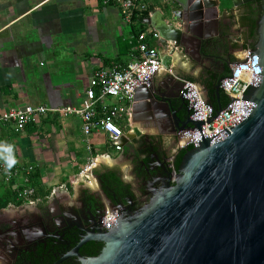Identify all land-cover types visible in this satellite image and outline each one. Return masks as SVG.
Instances as JSON below:
<instances>
[{"label": "crops", "instance_id": "1", "mask_svg": "<svg viewBox=\"0 0 264 264\" xmlns=\"http://www.w3.org/2000/svg\"><path fill=\"white\" fill-rule=\"evenodd\" d=\"M146 1L153 13L165 4L164 0ZM219 1L221 29L225 32L228 27L225 33H230L231 40L222 52L230 51L236 57L241 56L245 48L242 42L246 39L239 30L240 9L233 0ZM149 18L144 19V27L156 29ZM132 30V25L123 21L119 6L113 2L0 0V112L26 105L85 104L86 90L93 83L95 70L106 67L107 59L123 65L133 59L135 35ZM155 43L159 51L162 49L168 56L163 59V68L153 80L156 93L159 97L171 98L170 108L180 109L178 103L182 98L178 77L204 75L205 56L202 50L194 47L196 45L174 51L165 50L160 40ZM199 84L205 94L204 86ZM5 86H8V93L3 91ZM146 101L141 98L133 104L132 122L126 126V133L129 132L132 138L130 143L141 138L152 143L164 139L170 145L171 133L162 126L170 118L167 107H148ZM135 104L142 105H137L134 110ZM178 113L183 118L187 116L181 110ZM91 141L98 155V164L88 177H82L79 172L90 152L80 116L48 113L21 132L15 131L11 123L1 125L0 161H5L4 145H13L14 165L20 166V171L11 178L0 173V196L24 185L25 170L22 168L30 165L39 169L46 189L59 182L63 185L54 187L45 200L40 197L35 203L10 202L7 207L0 208V213L17 217L48 203L54 196L76 197L83 181L95 178L92 183L97 187L96 173L118 164L126 179L134 181L132 162L124 155L125 150H116L118 153L111 155L106 149L109 147L106 135L100 131L93 134ZM167 150L164 155L167 158L164 160L159 152L158 160L168 164L170 147ZM137 154L145 161L146 152L140 150Z\"/></svg>", "mask_w": 264, "mask_h": 264}, {"label": "water", "instance_id": "2", "mask_svg": "<svg viewBox=\"0 0 264 264\" xmlns=\"http://www.w3.org/2000/svg\"><path fill=\"white\" fill-rule=\"evenodd\" d=\"M164 1L148 21L165 50L201 49L203 39L220 33L219 0ZM258 24L252 51L260 58L259 79L244 93L255 105L224 140L207 138L188 149L176 173L163 165L166 172L155 174L158 183L142 207L108 205L119 209L118 223L89 238L106 245L98 256L80 255L81 264H264V5ZM203 88L208 101L221 108ZM216 89L220 92V82ZM141 98L148 107H167L171 134L203 124L189 110L179 116L181 109L170 108L171 98L159 97L154 84L137 89L135 101ZM131 140L129 132L120 139L124 148Z\"/></svg>", "mask_w": 264, "mask_h": 264}, {"label": "built area", "instance_id": "3", "mask_svg": "<svg viewBox=\"0 0 264 264\" xmlns=\"http://www.w3.org/2000/svg\"><path fill=\"white\" fill-rule=\"evenodd\" d=\"M115 3L120 8L125 23L137 24V18L151 16L153 11L146 0H105ZM161 39L158 30L148 29L139 33L134 47L133 59L127 64L112 67H100L93 73V83L86 90V103L83 105L50 106L46 104L11 107L0 112V127L11 123L14 130L21 132L30 124L40 121L48 113L61 116L78 115L82 120L83 132L87 138L90 155L79 175L88 177L98 164L91 137L96 131L105 133L109 146L118 151L123 150L121 137L126 133V126L132 122V107L137 89L143 85L151 86L155 76L163 68V57L156 45ZM260 58L251 47L243 48L242 55L237 56L231 70L220 81L221 90L228 96V102L221 108L214 107L205 96L200 84L185 77L180 81V96L187 102L189 116L201 121V127L191 126L179 130L177 138L181 150L189 146L198 147L207 138L212 143L224 140L232 129L255 105L253 100L245 97V90L259 79ZM171 169L177 172L174 161ZM34 166H25L24 185L17 187L18 198L35 203L36 188L30 185V175ZM20 171V166L10 168L5 161H0V173L11 178ZM119 209L107 208L103 216V226L110 229L118 223Z\"/></svg>", "mask_w": 264, "mask_h": 264}, {"label": "flooded vegetation", "instance_id": "4", "mask_svg": "<svg viewBox=\"0 0 264 264\" xmlns=\"http://www.w3.org/2000/svg\"><path fill=\"white\" fill-rule=\"evenodd\" d=\"M247 4L238 6L239 30L244 37L249 33V28L241 24L242 17L249 9ZM226 28L229 30L227 26ZM257 33L258 38L250 40L255 46L259 40V27ZM229 34L221 29L219 36H214L210 41L203 39L200 50L205 56L206 73L195 77L203 86L206 80L213 82L209 89L211 98L215 102L220 100L222 104L226 101V95L221 90L218 92L216 85L237 60L230 51L222 52L231 41ZM178 104L183 114L188 115L184 101L180 100ZM162 126L164 130L171 132V125ZM176 134L170 135V145L166 144L164 139L152 143L141 138L123 148L124 155L132 162L133 182L126 179L118 164L96 173V189L81 188L76 197L54 196L48 203L40 204L17 217L11 218L3 212L0 213V264H81L80 255H100L106 245L105 241L89 238L106 232L103 216L108 205L125 204L139 209L151 200L152 192L158 183L155 174L165 173L166 168L171 169V161L175 163L181 151ZM167 147H170L168 164L158 160L159 152L164 160L167 158L164 156L168 153ZM140 150L146 152L145 161L138 157ZM109 172L114 173V176L108 177Z\"/></svg>", "mask_w": 264, "mask_h": 264}, {"label": "trees", "instance_id": "5", "mask_svg": "<svg viewBox=\"0 0 264 264\" xmlns=\"http://www.w3.org/2000/svg\"><path fill=\"white\" fill-rule=\"evenodd\" d=\"M101 3H104L105 0H100ZM263 5H264V0H255L253 2H250L249 4H247V7L249 8L248 11L244 14V16L242 17V21L241 24L244 25L245 27L249 28V33L248 35L245 34V48L247 47H251V48H255L256 46L254 45V42H251L250 40L253 39H257L258 38V33H257V29L259 27L258 21L260 19L261 14L263 13ZM144 17H140L137 18V24H132V32L135 35V39L133 41L134 47L136 46L137 43V37L139 35L140 32H142L144 30V25L142 23V19ZM228 30H225V32H227ZM117 63H119L118 61H112L110 59L106 60V67H112L114 65H116ZM229 72L226 73V75ZM191 80L197 81L194 77H189ZM205 87H208L209 89L213 86V82H209L208 80H206L204 82ZM3 91L8 93V86L3 87ZM222 93H224L221 90ZM225 94V93H224ZM226 95V94H225ZM228 102V96L226 95V101L223 103V105H225ZM187 102L185 101V104ZM216 105V103H215ZM216 107H218L216 105ZM28 127V126H27ZM192 148V146H189L188 148L181 150L175 160V166L176 169H179L181 160L183 155L186 153V151L188 149ZM99 172H97L98 174ZM110 175H108V177H113L114 173L109 172ZM30 185L35 187L37 192L35 197H41L43 198V200L47 199L48 196L51 193V189H46L44 187V184L42 183L41 180V173L39 171V169L34 168V171L31 173L30 175ZM11 191V190H10ZM8 191V194H4L2 196H0V208H4L7 207L9 205L10 202H15V203H22L25 202L24 200H21L18 198V190L17 189H13L12 192ZM11 193V194H10ZM12 198H11V197Z\"/></svg>", "mask_w": 264, "mask_h": 264}, {"label": "rangeland", "instance_id": "6", "mask_svg": "<svg viewBox=\"0 0 264 264\" xmlns=\"http://www.w3.org/2000/svg\"><path fill=\"white\" fill-rule=\"evenodd\" d=\"M160 52H161V55H162V57H163V59L165 60V58H168V56L166 55V52L165 51H163L162 49H160ZM107 149V151H109L110 152V154L112 155H114V154H117L118 152H116V149L115 148H113L111 145L108 147V148H106ZM125 174V173H124ZM94 181V180H93ZM68 185L70 184V182H69V180H68ZM82 184H84V185H81V187L82 188H84V187H91V188H94V189H96L97 187H95L94 185H93V183H91V181H83V183ZM59 185L61 186V185H63V184H61L60 182L59 183H56V184H54V185H52L51 187H49L51 190H53V188L54 187H59ZM80 187V188H81ZM63 188V187H62ZM80 191H78V193H79Z\"/></svg>", "mask_w": 264, "mask_h": 264}, {"label": "clouds", "instance_id": "7", "mask_svg": "<svg viewBox=\"0 0 264 264\" xmlns=\"http://www.w3.org/2000/svg\"><path fill=\"white\" fill-rule=\"evenodd\" d=\"M13 147L14 146L10 144L4 145V152L6 153L4 160L9 168L16 162L14 155H12Z\"/></svg>", "mask_w": 264, "mask_h": 264}, {"label": "bare ground", "instance_id": "8", "mask_svg": "<svg viewBox=\"0 0 264 264\" xmlns=\"http://www.w3.org/2000/svg\"><path fill=\"white\" fill-rule=\"evenodd\" d=\"M93 180H95V178H92V181H91V183L93 182Z\"/></svg>", "mask_w": 264, "mask_h": 264}]
</instances>
